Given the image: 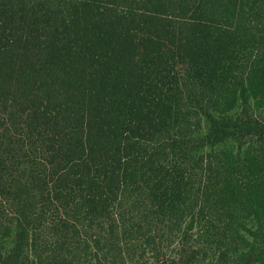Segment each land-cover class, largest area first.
<instances>
[{"label": "trees", "instance_id": "1", "mask_svg": "<svg viewBox=\"0 0 264 264\" xmlns=\"http://www.w3.org/2000/svg\"><path fill=\"white\" fill-rule=\"evenodd\" d=\"M0 264H264V0H0Z\"/></svg>", "mask_w": 264, "mask_h": 264}]
</instances>
